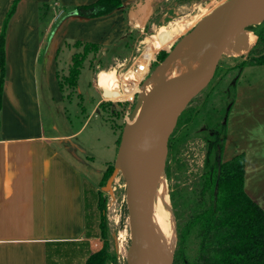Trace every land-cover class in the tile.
Returning a JSON list of instances; mask_svg holds the SVG:
<instances>
[{"label": "crops", "instance_id": "crops-1", "mask_svg": "<svg viewBox=\"0 0 264 264\" xmlns=\"http://www.w3.org/2000/svg\"><path fill=\"white\" fill-rule=\"evenodd\" d=\"M93 1L0 0V31L3 27L4 32V71L0 81V264H83L90 253L102 246L101 236L86 235L89 192L84 174L93 159L104 156L105 149L98 142L86 141L82 145L76 139L86 121L69 132L57 133L54 122L52 130L47 128L43 102L50 106L64 100L58 75L68 70L71 56L77 51L75 41L109 45L125 34L129 19L145 21L162 0H121L110 14L93 17L70 10ZM12 4L13 11L2 26ZM65 10L68 14L62 16ZM101 71L97 85L102 87V97L106 95L105 99L110 100L114 93L100 83ZM241 86H235L237 98L236 90ZM258 111L263 112V125L249 133V143L235 138L230 157L244 154V190L261 205L257 195L264 190V184L260 189L255 184H260L259 176L264 179V142L261 147L256 145L264 141V102ZM71 123L68 118L70 127ZM226 127L225 148L233 137L229 124ZM255 151L259 157L256 162ZM254 177L259 183H250ZM261 207L264 209V205ZM90 211L93 213V205Z\"/></svg>", "mask_w": 264, "mask_h": 264}, {"label": "rangeland", "instance_id": "rangeland-1", "mask_svg": "<svg viewBox=\"0 0 264 264\" xmlns=\"http://www.w3.org/2000/svg\"><path fill=\"white\" fill-rule=\"evenodd\" d=\"M213 1L162 0L157 3L156 8L152 10L144 22L138 24V18L129 19L127 30L119 40L109 45L99 43L100 45L96 49L88 51L83 60L76 87L68 86L64 81V77L69 73L68 70L65 74L61 72L58 75V80L63 83L61 97L64 100L61 103L50 104L49 106L43 102L42 114L47 128L52 130V123L54 122L57 125V133L69 132L71 128H78L80 124L86 121L84 129L79 132L80 135L76 139L80 140L82 145L86 141L98 142V145L102 144L105 149L104 156L93 159L88 169H85L84 182L89 192L86 196L87 218L89 219L86 222V235L101 236L102 239L108 240L110 251L116 254V261L113 264L126 263V249L130 242L129 217L125 200L126 185L122 172L119 170L111 182L112 184L108 188L105 186L106 180L116 164L121 130L126 122H130V113L137 101L143 82L136 88L137 90L132 92L130 100L113 99L107 100L110 102L104 105H99L101 101H106V99L102 97V87L97 85V75L101 70L115 71L120 88V73L123 72V66L120 62L126 61L128 67L132 56L142 51L146 52L147 47L155 49V43L158 40L155 33L158 27L171 29L172 37L171 42L163 48L156 49L157 52L160 53L163 49L171 50L169 44L180 39V36L188 32L203 17H206L204 9H207ZM227 2L228 0H223L213 11L217 9L224 11ZM179 22L187 24L184 31L176 26V23ZM257 24L259 22H252L248 26L249 38L252 42L250 47L242 51L231 48L221 56L212 79L182 108L168 137V152L164 161L162 177L166 182L168 198L170 199V191L172 190L178 201L186 200L187 212H189L188 210L192 207L195 199L207 142L214 135L216 140L223 141L225 144L228 129L226 127L225 132L221 128L222 123H225L228 118L226 124H229L230 134L233 136L230 138L231 145L226 148L223 146L222 160L229 159L232 155V143L235 138H240L249 143V133L252 132L253 134L263 125L260 121V114L263 112H259L258 109L264 102V98H262L264 97V64H254L251 60V57L256 55L252 50L256 38L253 30L260 27ZM202 27L210 29L206 24ZM210 30L212 31V29ZM74 47L77 49L74 53L83 50L81 44ZM174 54H178V51ZM161 57V54L156 57L159 59V63L163 60V58L160 59ZM159 63L154 61L150 72ZM237 84L243 85L236 90L239 93L238 98L234 94ZM68 118L72 121V127L68 125ZM83 137H85V141ZM263 142V140L259 141L256 145L257 148L258 146L261 147ZM254 155L255 162L259 161L256 151ZM249 180L250 183L252 181L259 183L260 180V184H255L257 189H260L264 184L262 176H259V180L255 177ZM257 197L261 205H264V190L260 191ZM91 205H93V213L90 211ZM168 209L174 216L175 222L176 239L172 248L173 253L178 239V217L173 214L172 199H170ZM185 210L186 207L178 211L181 221L184 220ZM101 222L105 224L104 232H101L100 229ZM197 245L198 240L193 234L188 235L184 241L180 242V250L183 252L185 262L191 263L193 261L197 253Z\"/></svg>", "mask_w": 264, "mask_h": 264}, {"label": "trees", "instance_id": "trees-1", "mask_svg": "<svg viewBox=\"0 0 264 264\" xmlns=\"http://www.w3.org/2000/svg\"><path fill=\"white\" fill-rule=\"evenodd\" d=\"M120 5L121 0H94L89 4H78L70 10L85 17H93L110 14ZM13 8L14 4L9 8L2 26H5ZM66 14L68 10L62 12V16ZM257 25L260 27L253 30L256 38L252 50L256 55L252 56L251 60L254 64L263 65L264 19ZM0 32L1 81L4 71L3 27ZM80 44L83 50L72 54L69 73L64 77L68 86H77L78 75L86 54L100 45L96 42L77 40L73 46ZM165 53L164 49L158 52V55L162 56L160 59ZM58 82L62 90L63 83L59 80ZM107 102L110 101H101L99 105ZM222 125L221 128L226 132V120ZM206 147L203 169L198 177V188L189 212L187 201H178L173 191H170L173 214L178 217V239L171 264H264V209L244 190V154L236 153L229 159L222 160L223 141L216 140L214 135ZM185 207V217L181 221L178 211ZM100 227L101 232H104L105 224L101 222ZM191 234L198 240L197 253L193 261L187 263L180 250V242ZM115 261L116 254L110 251L108 240L103 239L99 250L90 253L83 264H113Z\"/></svg>", "mask_w": 264, "mask_h": 264}, {"label": "water", "instance_id": "water-1", "mask_svg": "<svg viewBox=\"0 0 264 264\" xmlns=\"http://www.w3.org/2000/svg\"><path fill=\"white\" fill-rule=\"evenodd\" d=\"M263 5L264 0H228L224 14L225 19L228 21L227 28L219 36L213 49L198 60V64L192 71L167 81L164 85L151 92L147 99L141 92L137 96V101L130 113V122H126L121 130L122 133L117 146L116 164L107 178L105 186V188H108L117 172L119 170L122 172L126 185L125 200L128 209V231L130 234L125 264H139L143 255L146 256L149 264H158L154 252L151 251L144 234L141 232L140 226L143 214L150 211L152 192L158 183V179L164 173V161L168 152V137L183 108L182 100L179 96L181 87L196 86L198 90L202 89L212 79L219 59L227 50L231 48L236 51L248 49L252 44L249 38L248 26ZM203 29L204 27L197 22L191 30L180 36V39L174 43L172 49L168 51L161 63L152 72L156 71L161 65L167 64L172 55L187 40L197 36ZM158 110H164L166 113L163 132L157 147L158 150L151 164L149 179L142 188H139L132 166L131 144L133 134L144 125L148 117Z\"/></svg>", "mask_w": 264, "mask_h": 264}, {"label": "bare ground", "instance_id": "bare-ground-1", "mask_svg": "<svg viewBox=\"0 0 264 264\" xmlns=\"http://www.w3.org/2000/svg\"><path fill=\"white\" fill-rule=\"evenodd\" d=\"M223 0H214L213 3L204 9V15L200 20L201 25H207L212 31L204 28L197 36L187 40L178 50V54H173L167 64H163L156 71L150 73L144 78L145 80L140 86V92L145 99L156 88L164 85L167 81L180 77L193 70L198 64V60L206 53L211 51L219 36L226 30L228 21L224 14L226 11L214 10ZM203 16V15H202ZM264 18V5L262 9L252 19V22H260ZM144 21L138 19V24ZM183 24V25H182ZM182 25V26H181ZM181 31H184L187 24L176 23ZM187 31V30H186ZM211 31V32H210ZM177 32V31H176ZM210 32V34H208ZM174 33V31H173ZM183 33V32H182ZM155 35L158 40L155 43V49L148 47V53L156 51L163 46H167L171 42L172 31L166 27H158ZM156 38V37H155ZM175 55V56H174ZM174 56V57H173ZM117 76L114 72L101 71L100 83L105 90L114 93V97L110 100H129L132 92L137 88L133 82L127 85L123 90L119 88L116 80ZM118 88L116 89V86ZM196 86L181 87L179 96L182 100V106H186L189 101L198 93ZM129 94V95H128ZM105 95V94H104ZM117 95V96H116ZM105 98H108L106 95ZM166 113L164 110L155 111L144 123V125L133 134L131 144L132 148V166L135 174L136 183L142 188L149 179L151 173L152 162L158 150L159 140L165 121ZM151 195L150 211L143 214L141 222V232L144 234L146 241L154 252L158 264H169L172 248L175 243V222L174 216L169 211L170 199L168 198L166 182L161 176ZM139 264H149L145 255L142 256Z\"/></svg>", "mask_w": 264, "mask_h": 264}, {"label": "built area", "instance_id": "built-area-1", "mask_svg": "<svg viewBox=\"0 0 264 264\" xmlns=\"http://www.w3.org/2000/svg\"><path fill=\"white\" fill-rule=\"evenodd\" d=\"M147 51L148 49L146 52L142 51L141 53L132 56V60L130 61L128 67L126 61L120 62L123 66V72L120 73L119 79L121 80V90H123L127 85H130L131 82L138 87L143 80H145L144 78L148 75V73H150L151 67L154 61H156L155 58L158 55V52L157 50L151 53H148ZM131 96L130 99L132 98Z\"/></svg>", "mask_w": 264, "mask_h": 264}, {"label": "flooded vegetation", "instance_id": "flooded-vegetation-1", "mask_svg": "<svg viewBox=\"0 0 264 264\" xmlns=\"http://www.w3.org/2000/svg\"><path fill=\"white\" fill-rule=\"evenodd\" d=\"M194 26H195V25H194ZM194 26H193V27H194ZM193 27H192V28H193ZM192 28H191V29H192ZM191 29H189V30H191ZM175 42H177V40H176ZM175 42H172L171 44H169V48L172 49V47L174 46V43H175ZM169 50H170V49L166 50L165 56H166V54L168 53ZM165 56H164V57H165ZM156 57H157V56H156ZM155 60H156V62L159 63V59H158V58H155Z\"/></svg>", "mask_w": 264, "mask_h": 264}]
</instances>
